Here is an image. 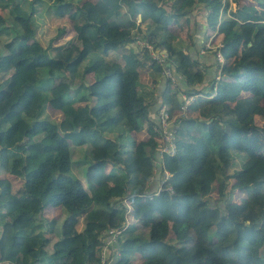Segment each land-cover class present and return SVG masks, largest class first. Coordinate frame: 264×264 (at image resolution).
Here are the masks:
<instances>
[{
  "label": "trees",
  "instance_id": "1",
  "mask_svg": "<svg viewBox=\"0 0 264 264\" xmlns=\"http://www.w3.org/2000/svg\"><path fill=\"white\" fill-rule=\"evenodd\" d=\"M232 2L0 0V264H101L104 234L117 232L109 264H264V177L230 190L240 203L228 192L211 197L258 157L252 137L264 139L253 114L264 100V0ZM193 12L224 57L207 90L196 88L204 74L168 26ZM63 16L75 37L49 50L35 32L42 17ZM138 38L165 50L184 79L166 82L162 96L175 115V154L164 158L171 190L157 195L147 193L160 169L148 81L162 68L133 48ZM70 48L73 56L56 55ZM180 92L197 95L185 116ZM144 125L149 135L136 141ZM83 147L87 185L71 175V150ZM260 149L250 170L264 173V142ZM57 207L61 215L45 216ZM177 207L196 212L179 237Z\"/></svg>",
  "mask_w": 264,
  "mask_h": 264
},
{
  "label": "crops",
  "instance_id": "2",
  "mask_svg": "<svg viewBox=\"0 0 264 264\" xmlns=\"http://www.w3.org/2000/svg\"><path fill=\"white\" fill-rule=\"evenodd\" d=\"M183 20V19H182ZM137 23H141V29L143 30V32L145 31V29L147 28V25L143 24L141 21V16L137 15ZM169 26V30L172 32V34L174 35V37L176 38V44L177 46L180 47L181 51L184 54H188L191 59L194 61V63L196 62L197 67L199 66V69L203 72L204 74V78H203V82L196 86L197 89H201L203 88V90H207L209 88V84L211 83V81L214 78H217L218 76H221L222 73V65L223 63H220L218 61V59L215 56V51L213 49H208V50H204V44L207 43V41L209 40V33H207V28H206V22L205 19L201 17L200 14L193 12V15L190 18H187L185 20H183L180 24H176L175 22H172ZM213 38L216 39L215 35L212 36ZM142 38H138V42L137 44H134V49L135 50H139L142 48H139L141 42H143ZM151 40H153L151 38ZM154 41V40H153ZM216 41H213L212 43L214 45L217 44ZM165 51V50H162ZM232 60V59H230ZM230 60H228V64H230ZM175 66V65H174ZM173 66V67H174ZM149 70L147 68H144L141 72H142V77L148 79L147 76V72ZM176 75L178 76L177 78V85H179L180 87H183L182 81H184V79L181 77V75L179 73H176ZM156 77V81L149 79L148 81V85H149V89L151 91H153V97H152V105L150 106V113H149V117L155 122V124L157 125V111H158V107L160 105L161 102H163L162 100V96H163V92L166 86V81L161 72L160 75L155 76ZM183 92H180L178 94V99L177 101L180 102L181 101V97H182ZM192 115L196 114L194 112H191ZM148 131L146 128V125H144V127L134 133V138L136 139V141H141L144 140L145 138H147L148 136ZM95 152H99L100 156L99 157H104L103 152L96 150ZM235 180H230L228 187H226L225 189H222V187L220 188L219 185L214 187V190L212 191V193L217 192V199L222 196L221 194L226 193L227 190H231L232 191V182ZM83 183L85 185L86 181ZM150 187H151V191L149 190L147 193L150 194V192H156L157 188H158V174H156V176L150 180ZM220 192V193H219ZM232 194V192H231ZM163 208L168 209L170 208L169 203L167 201V199H165L164 204H163ZM60 208H46L44 210V214L46 217L51 218V217H57L55 216V211L59 210ZM176 209L177 212V225L180 222H185L187 223V225L190 223V221L194 218L196 212L194 210H189V209H185L183 207H177L174 208ZM52 216H49L51 215ZM59 214V213H57ZM129 219V217L127 218ZM128 222V221H127ZM75 229L77 231H81L83 229V222H82V218L78 219L76 224H75ZM104 237H108L110 238V235L108 233L104 234ZM52 239H56L55 237H52ZM105 249V248H104ZM103 249V253H102V258L105 259L106 264H109V262L107 261V250ZM102 261V260H101Z\"/></svg>",
  "mask_w": 264,
  "mask_h": 264
},
{
  "label": "rangeland",
  "instance_id": "3",
  "mask_svg": "<svg viewBox=\"0 0 264 264\" xmlns=\"http://www.w3.org/2000/svg\"><path fill=\"white\" fill-rule=\"evenodd\" d=\"M227 1L229 2V8L234 7L235 2H232V0H227ZM42 20L44 21V23L40 24V26L37 28L35 33H36V36L40 39V41L42 42V44L45 47L51 46V45H52L51 47L63 46L66 43H68L69 41L74 39L75 33L73 31L72 24L69 21V18L67 16H63L61 18H49L48 17L46 19L44 17H42ZM258 25L264 30V21H261L260 23H258ZM212 36H214V34L209 35V37H210L209 39H211ZM56 37H58V38H56ZM217 43L220 44V42L218 40H217ZM51 47H47V49L50 50ZM136 48H138V47H135V49ZM139 48H141V46H139ZM73 54H74V51L72 48H70L68 50L60 51L56 55L57 56L71 57V56H73ZM219 77L220 76H218L217 79ZM46 113L49 114L50 110H46ZM253 114H254L256 124L259 126H262L264 123V100L261 101V103L255 109ZM50 118L53 120H57L59 118V114L58 113L53 114L50 116ZM252 139H253V142L255 143V147H257L258 157L254 160H251L250 162H248L245 165L243 173L238 178L236 177L235 181L232 182L231 186L233 188L238 187V185H241L243 183H251L260 177H264L263 172H257V171L250 170V167H253L254 165H256L257 162L260 160V150H261L260 147L263 144L264 139H262L260 135H255L252 137ZM258 140H259V143H258ZM78 149L72 148V150H71L72 151L71 156H72V160H73V168L71 170V175L73 177L79 178L85 182L86 181L85 176H86V173L88 172V165L82 163V160H83V158H82L83 157V155H82L83 150L82 149H84V147L79 149V150ZM95 155H96V157H99L100 153L95 152ZM90 171H92V170H90ZM91 174H92L91 177L94 178V177L98 176L99 172L98 171L94 172V170H93V172H91ZM2 177L7 178V174L0 171V180ZM226 193L228 195H231V201H234L236 203H240L241 197L239 198L240 200H238V198H235L234 194H231V192L229 190H227ZM216 194L218 195L217 192H214L211 194L212 199H217ZM147 199L149 200V201H147L149 203L154 202L153 197L147 198ZM57 213H59V214H57ZM59 215H61V209L55 211V216L58 217ZM49 216H52V214ZM4 219H8V217H4ZM15 223L18 226L19 222H15ZM187 227H188V225L185 222H180L178 225H176V236L177 237L181 236L182 232ZM53 240H55V239H53ZM174 264H184V263L176 261Z\"/></svg>",
  "mask_w": 264,
  "mask_h": 264
},
{
  "label": "built area",
  "instance_id": "4",
  "mask_svg": "<svg viewBox=\"0 0 264 264\" xmlns=\"http://www.w3.org/2000/svg\"><path fill=\"white\" fill-rule=\"evenodd\" d=\"M213 37L204 44V50L213 49L215 50V56L220 63H223L224 57L221 54L218 46L214 45ZM141 48L143 47L152 58V60L162 68V76L163 78L170 83L172 87L177 86V78L176 72L174 70L173 64L170 63L168 60V54L166 51L156 49L151 43L146 40H143L140 44ZM197 95L195 94H182L181 101H180V115L185 116L187 113L188 108L195 102ZM169 107L165 102H161L158 111H157V126L160 132V146L156 149L157 151V165L160 166L159 169V178H158V188L156 192L150 193L153 195H157L159 191L163 189H168L169 191L171 188L166 185V180H168L169 176L171 175L168 169L164 165V158L165 156H173L175 154V134H174V119L175 115H170L168 111ZM127 205V203H126ZM118 233V232H117ZM114 233L108 238L107 244L104 250H107V246L111 245L115 242L116 234ZM101 264H106L104 258H102Z\"/></svg>",
  "mask_w": 264,
  "mask_h": 264
},
{
  "label": "clouds",
  "instance_id": "5",
  "mask_svg": "<svg viewBox=\"0 0 264 264\" xmlns=\"http://www.w3.org/2000/svg\"><path fill=\"white\" fill-rule=\"evenodd\" d=\"M150 193H152V192H150Z\"/></svg>",
  "mask_w": 264,
  "mask_h": 264
}]
</instances>
